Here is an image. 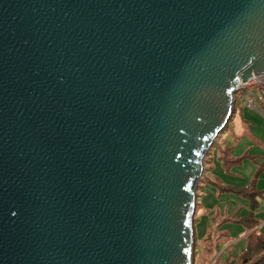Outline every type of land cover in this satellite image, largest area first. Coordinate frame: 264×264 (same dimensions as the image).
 Listing matches in <instances>:
<instances>
[{
    "label": "water",
    "instance_id": "1",
    "mask_svg": "<svg viewBox=\"0 0 264 264\" xmlns=\"http://www.w3.org/2000/svg\"><path fill=\"white\" fill-rule=\"evenodd\" d=\"M264 74V0H0V264H193L196 186Z\"/></svg>",
    "mask_w": 264,
    "mask_h": 264
},
{
    "label": "rangeland",
    "instance_id": "2",
    "mask_svg": "<svg viewBox=\"0 0 264 264\" xmlns=\"http://www.w3.org/2000/svg\"><path fill=\"white\" fill-rule=\"evenodd\" d=\"M256 91L257 88H254ZM243 90L239 89L234 93L236 100V118L228 122L227 126L220 132L215 139L219 144L225 140L232 147L231 156L236 158L244 153L254 156L255 160L244 159L238 165L226 170V164L217 157V150L213 152L212 169L206 171L200 182L201 188L198 190L200 200L198 201L197 212L195 216V253L193 264H211L206 254L200 255L196 250H200L201 240L208 229L214 228L217 234L227 233V241L223 246L230 247L233 258H236L244 249L245 228L243 225L233 220L234 215L240 216L246 213L248 200L254 197L259 203L254 216L260 221L259 232L264 231V172L257 179V190L261 191L259 195L243 197L228 189H221V186H244L251 179L255 170V162H259L264 156V111H253V119L249 120V126L240 121V111L246 115V107L240 101ZM250 110V109H249ZM207 156V155H206ZM205 156V158H206ZM204 158L203 162H206ZM261 187V188H260ZM197 190V188H196ZM196 211V209H195ZM206 256V257H205ZM205 258V259H203Z\"/></svg>",
    "mask_w": 264,
    "mask_h": 264
},
{
    "label": "crops",
    "instance_id": "3",
    "mask_svg": "<svg viewBox=\"0 0 264 264\" xmlns=\"http://www.w3.org/2000/svg\"><path fill=\"white\" fill-rule=\"evenodd\" d=\"M240 101L243 103V101L240 99ZM244 105V104H243ZM250 108H245L244 110L246 111V115L242 114V110L240 111V121L247 124V126H249L250 121L246 120L247 119H253V111ZM236 100L234 102V112L231 116V119H235L236 118ZM245 117V118H244ZM251 125V123H250ZM219 137V136H218ZM217 150V157L223 162H225L226 164V170L230 171V167L233 165H238L241 163L242 160L244 159H254V156L250 155L249 153H244L239 157L236 158H232L231 156V150L232 147L228 145V143L223 140L221 142V144H219L218 140L215 142H213L212 146L210 147V149L207 152V156H206V162L204 163V171L203 174L201 176V178L198 180L197 183V190H196V211L197 212V207H198V201L200 200V195L198 194V190L201 188L200 186V182L204 181V174L206 171H209L212 169V159H213V152ZM256 167L255 170L252 174L251 179L248 181V183L244 186H221L220 188L223 189H228L230 191H233L237 194H240L243 197L246 196H255V195H259L261 191L259 189V191L257 190V179H259V176L264 172V156L261 157V159L259 160V162H255ZM261 188V187H260ZM259 193V194H258ZM247 198V197H246ZM259 203L255 200L254 197H250L248 200V205H247V211L246 213H244L243 215L240 216H236L234 215V217L232 218L235 221L240 222L243 227L245 228V234L243 236V238L245 239V245L247 242V235L250 233H262L258 231L259 225H260V221L255 218L254 213L258 207ZM194 224H195V216H194ZM217 231L214 230V228L208 229L207 232L204 234V237L202 238V242L200 245V250H199V255H200V259L202 254H206L207 255V259H209L212 256V253H216V257H219L220 255L223 254H227L230 256V258L232 257L231 252H230V247H225L223 246L224 243L227 241V233H222V234H217ZM264 232V231H263ZM196 240V238H195ZM213 243H217V245H214ZM244 245V247H245ZM212 248V249H211ZM206 257V256H205ZM233 258V257H232ZM205 259V258H203ZM202 260V259H201Z\"/></svg>",
    "mask_w": 264,
    "mask_h": 264
},
{
    "label": "trees",
    "instance_id": "4",
    "mask_svg": "<svg viewBox=\"0 0 264 264\" xmlns=\"http://www.w3.org/2000/svg\"><path fill=\"white\" fill-rule=\"evenodd\" d=\"M246 239L243 251L236 258H230L227 254L216 257V253H212L209 258L211 264H264V232L250 233ZM213 244L218 246L217 243ZM196 253L198 256L199 250Z\"/></svg>",
    "mask_w": 264,
    "mask_h": 264
},
{
    "label": "built area",
    "instance_id": "5",
    "mask_svg": "<svg viewBox=\"0 0 264 264\" xmlns=\"http://www.w3.org/2000/svg\"><path fill=\"white\" fill-rule=\"evenodd\" d=\"M254 88L257 90L255 91ZM239 89L243 90L240 99L245 107L261 113L264 111V74L251 75L246 81L240 82L236 86V91ZM262 115L264 116V112Z\"/></svg>",
    "mask_w": 264,
    "mask_h": 264
}]
</instances>
